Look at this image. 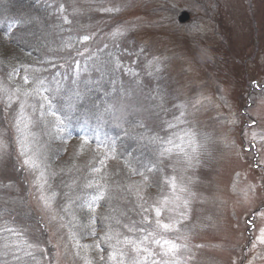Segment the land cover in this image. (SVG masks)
<instances>
[{
  "label": "rangeland",
  "instance_id": "1",
  "mask_svg": "<svg viewBox=\"0 0 264 264\" xmlns=\"http://www.w3.org/2000/svg\"><path fill=\"white\" fill-rule=\"evenodd\" d=\"M74 2V6L67 7L71 13L66 15L71 27H76L78 36L85 34L99 39L95 43L92 39L86 41L84 60L99 61L102 68L113 66L116 73L115 86L123 98L113 105L132 113L131 119H140L150 135L160 136L167 134L164 122H175L174 117L181 111L179 106L183 105L188 121L183 127L194 130L204 145L199 149V164L193 167H188L183 157L175 154L178 149H174L171 160L157 163L156 171L146 173L151 185L146 193L149 202L169 191L164 183L166 176L175 175L179 183L196 193L191 198L190 218L185 221L191 231L186 241H177L188 245V251L182 250L183 264H264V244L257 240L260 229L264 228V216L253 214L264 203V103H261L264 92L257 88L264 86V0ZM180 10L191 15L187 25L182 26L176 20ZM3 25L0 21V29ZM8 28L13 29L14 25ZM117 29L123 35L113 37ZM68 52L74 53L75 48L69 51L58 48L54 55L59 57ZM116 60L120 62L119 69L115 67ZM0 64V82L13 87L16 82L11 81L17 80V75L9 81L8 74L15 67L10 63L4 66L1 56ZM3 113L0 104V131L6 132L4 139L9 144L0 153V213L4 214L0 228L4 220L10 224L14 220L11 226L27 229L25 235L39 242V247L34 249L39 264H84L76 255L68 229L60 227L63 222H50V214L35 198L38 194L33 187V176L22 168L15 133ZM232 119L234 124L230 123ZM47 120V129L37 126L33 131L39 134L46 148L52 168L49 172L57 175L49 180L50 191L57 193L54 207L59 209L68 201V195L79 192L76 189L80 184L94 179L109 185L111 198L104 201L117 205L124 223L139 221L141 216L134 197L121 188L142 178L132 175L118 159L107 160L101 172H91L93 165L100 167L94 159L100 153L94 139L91 140L93 134L85 126L77 131L76 127L69 129L71 120L66 122V132L58 133L52 126L55 118L49 116ZM101 135L100 132L102 140L105 136ZM59 136L65 139H58ZM83 136L89 138V144L81 151ZM130 136L127 138L131 140ZM130 143L133 145L135 141ZM146 145L151 151L144 153L143 164H150L156 156L153 145L148 142ZM184 147L191 150L187 144ZM130 152L133 155L125 159L140 161L138 152ZM117 172L122 175L121 182L105 179V174L108 178L117 177ZM249 185L255 186V193L249 191L246 201L244 190ZM89 190L83 193L90 196ZM97 221L100 235L99 228L104 223L100 225ZM122 231L127 234L126 229ZM5 235L10 236L0 233V246ZM81 242L91 244L93 239ZM108 251L105 246V258ZM83 255L81 251L80 256ZM88 255L99 264L95 249ZM14 258L11 251L0 247L2 264L22 263Z\"/></svg>",
  "mask_w": 264,
  "mask_h": 264
},
{
  "label": "snow or ice",
  "instance_id": "2",
  "mask_svg": "<svg viewBox=\"0 0 264 264\" xmlns=\"http://www.w3.org/2000/svg\"><path fill=\"white\" fill-rule=\"evenodd\" d=\"M60 10L61 12L64 11L63 5L60 6ZM106 11H113V9H107ZM116 11H119V9H116ZM64 22L69 23L67 17L64 18ZM112 35L113 37L123 35V32L117 29ZM90 39L92 37L86 35L81 38L80 42L83 43ZM66 47L71 48L72 45L68 44ZM77 54L83 55L82 52ZM21 67H23L24 72L22 84L9 87L0 82V104L3 105V114L10 121L11 128L15 133L14 138L19 157L22 160V168L33 176V187L38 194L35 198L41 203L43 209L50 214V222L57 220L63 222L60 227L68 229L69 239L77 250L76 255L83 260L84 264H97V261L88 255L90 250L93 249L99 253V264H183L182 250L188 251V245L177 241H186L188 233L191 231L186 227L185 221L190 218L192 212L190 208L191 198L196 193L187 185L179 183L175 175L166 176L164 183L169 191L167 194L161 195L160 198L149 202L146 193L151 185L149 183L150 178L146 173L156 171L157 163L171 160L174 149H178L175 154L182 156L183 162L188 167L199 164V149L204 145L197 139L194 130L183 127L188 123L185 119L184 106H179L181 111L179 116L174 117L175 122H164L167 132L165 136L159 134L148 135L147 131H135L144 128V124L138 120L135 122L130 120L129 117L132 113L123 107L117 108L115 105H110L105 108V113L111 115L116 122V126L124 129L125 136L130 135L128 129L131 127L134 132L132 138L137 140L138 143L147 141L153 145L156 160L150 164H143L135 159L123 160L124 167L129 169L132 175H138L142 178L139 182H133L121 188V191H126L134 197L135 207L139 209L141 219L124 223L118 215H106L103 217L106 223L99 228V232L102 234L98 235L96 210L100 206L99 202L101 200L111 198L109 196V185L100 183L98 180L89 179L85 187L93 188L95 185V191L90 196H81L80 194L69 196L68 201L59 209L54 207L57 193L50 191L51 184L49 180L50 177L56 174L55 172H49V157L46 148L41 144L39 134L33 129L37 126H43L47 129L49 125L47 117L51 116L55 118L52 125L55 130L58 133L66 132V122L71 119L68 112L72 106L65 104L60 107L55 103L56 97L62 93L59 81H55L56 87L52 88V82L47 81L44 77L34 75V73L40 72L41 69H30L24 65ZM115 67L116 69L120 68L118 60L115 61ZM148 67H151V62H149ZM128 71L131 72V69ZM18 74V70L13 68L8 74L9 81ZM132 74L136 75L134 72ZM78 76L79 71L77 72ZM257 88L260 92H264V86L257 85ZM161 100H163V97H161ZM261 103H264V98L261 99ZM230 123L234 124L235 119H232ZM5 135L6 132L0 131V153L5 152L9 146L4 139ZM57 138L65 139L64 136ZM252 138L253 140L256 138L255 132L252 133ZM93 139L96 150L100 153L99 157L94 159L100 167L93 165L90 171L98 173L107 166V160L117 159V146L115 140L109 142L107 137L105 140H101L99 136H94ZM81 140V151H83L84 146L89 144V138L83 136ZM185 144L191 149L190 151L184 147ZM128 155L131 157L133 154L129 153ZM235 187L234 183L233 190H235ZM249 191L254 194L255 186L249 185L244 190L246 201ZM78 211H86L89 215L81 217L78 215ZM257 213L264 216V203L253 214ZM3 215V213H0V219ZM11 223L14 224L15 221L13 220ZM246 223H250V221H246ZM182 225H185V227H181ZM122 229H126L127 234ZM26 231L27 229H22L19 226H10V222L4 220L0 233L6 232L11 237H16V239L4 237V243L0 247L11 251L12 255L18 260L22 257L17 254L22 252L24 256H30L36 261L30 250L38 248L39 242H33L28 238L25 235ZM181 233L183 234L181 235ZM88 238H92L93 243L85 244L81 242ZM257 240L259 243L264 244V228L260 229ZM105 246L109 249L107 258L104 255ZM196 247L199 248L201 245H196ZM253 247H255V244H253ZM40 250L43 251V249ZM81 251L84 253L82 257L80 256ZM36 264H39V261H36Z\"/></svg>",
  "mask_w": 264,
  "mask_h": 264
},
{
  "label": "trees",
  "instance_id": "3",
  "mask_svg": "<svg viewBox=\"0 0 264 264\" xmlns=\"http://www.w3.org/2000/svg\"><path fill=\"white\" fill-rule=\"evenodd\" d=\"M74 1L75 0H0V15H2L0 21H3L4 24L0 29V56L2 62H4V66L7 67L9 66L8 63H10L18 70L19 74L17 75V80H12V83L16 82V84H22L20 82L24 74L23 67H21L22 65L28 66L30 69H41L40 72L34 73V75L44 77L47 81L52 82V88L56 87L55 81H59L62 93L56 97L55 103L60 107H63L65 104L72 106L71 110L68 112L71 117L70 120H80L91 126L92 124L105 126V131L108 132L106 137L113 139L116 134L120 137L118 141L121 143L118 150L120 154H129L130 151L128 152V150L138 152L140 162L143 163L145 159L144 153L151 151L148 145H146L147 141L138 143L137 140L134 138L132 139L131 136V140L127 138V136L124 135V129L122 127H117L111 115L104 111L105 108L113 105L114 101L123 98L119 95L120 92H116L117 85L115 86V83L117 76L116 73L112 71L113 66L112 68H102L101 64L98 63L99 61H85V47L88 45L87 42L81 43L80 41L81 38L86 35L83 34V36H78L76 34L79 31L75 30L76 27H71L72 23L69 17V23L64 22L66 15L71 13L69 9L67 10V7L74 6ZM61 5L64 6L63 12L60 10ZM10 24L15 25V29L12 31H9V28L7 29ZM92 41L95 43L98 42L99 39L92 38ZM68 44H71L72 47L75 48L74 53H62L59 54V57L54 55L58 48H65V50L68 49L69 51V48L66 47ZM81 50L84 51V54L78 55L77 53L81 52ZM78 58H80V60H77ZM76 61H80L77 62V64H80L78 69H75V65H73ZM61 65H63V67H61ZM73 68L75 74L79 71V73L90 80L81 81L78 79L79 76L77 77V74H72ZM73 79L75 80L72 82ZM131 118L130 116L129 119L133 122L137 120L140 121V119L135 120ZM128 130L133 136V129L129 127ZM135 131H147V134L150 135L145 127L136 129ZM112 135L113 137H111ZM131 141H135V143L132 145V143H130ZM50 154H52V152L49 150V155ZM126 157L127 156H124L118 160L123 163ZM49 168L51 171L52 168ZM122 173L125 174L126 172ZM118 174L117 177H112L113 175H110L111 177L109 178L108 175H105V179L111 180V178H115L117 181L120 180L121 182L122 175L121 173ZM53 177L57 178V175ZM126 177L128 176L126 175ZM86 183L87 182L84 184ZM124 186H126V184ZM77 190H79L77 194L89 196V194L83 192L89 190L93 193L95 191V185L93 188H86L85 185L80 184L76 191ZM71 196L75 195L72 194ZM99 203L100 206L96 211V215L100 225L106 223L103 220V217L106 215L120 216V214L117 213V205L114 203L107 204L104 200H101ZM78 215L87 217L89 213L86 212L85 214V211H78ZM128 216L127 213V217ZM11 225L12 224H10V226ZM5 237L12 238L9 235H5ZM3 240L4 239H2V241ZM30 251H32L37 261L39 255H37L36 250L31 249ZM17 255H20L22 259L18 260L14 258V260L22 261L21 264H30L34 261L32 257L24 256L22 252Z\"/></svg>",
  "mask_w": 264,
  "mask_h": 264
}]
</instances>
